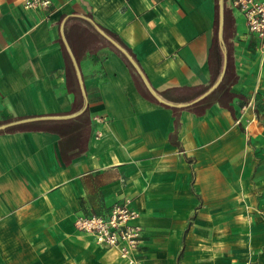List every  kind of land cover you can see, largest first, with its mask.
Listing matches in <instances>:
<instances>
[{
  "label": "crops",
  "instance_id": "1",
  "mask_svg": "<svg viewBox=\"0 0 264 264\" xmlns=\"http://www.w3.org/2000/svg\"><path fill=\"white\" fill-rule=\"evenodd\" d=\"M0 0V264H130L78 230L126 203L141 264H264V55L231 0Z\"/></svg>",
  "mask_w": 264,
  "mask_h": 264
},
{
  "label": "built area",
  "instance_id": "2",
  "mask_svg": "<svg viewBox=\"0 0 264 264\" xmlns=\"http://www.w3.org/2000/svg\"><path fill=\"white\" fill-rule=\"evenodd\" d=\"M51 0H25L27 9H43ZM231 4L243 16L247 30L259 40V50L264 55V0H231ZM137 212L126 203L114 205L107 216L78 215L75 227L92 234L98 242L118 249L120 257L130 264H141L138 250L142 227L134 222Z\"/></svg>",
  "mask_w": 264,
  "mask_h": 264
}]
</instances>
